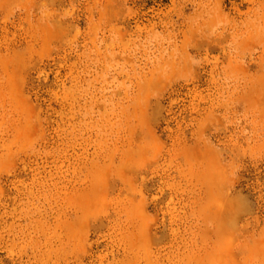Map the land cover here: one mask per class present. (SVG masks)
<instances>
[{
	"label": "rangeland",
	"instance_id": "1",
	"mask_svg": "<svg viewBox=\"0 0 264 264\" xmlns=\"http://www.w3.org/2000/svg\"><path fill=\"white\" fill-rule=\"evenodd\" d=\"M0 264H264V0H0Z\"/></svg>",
	"mask_w": 264,
	"mask_h": 264
}]
</instances>
